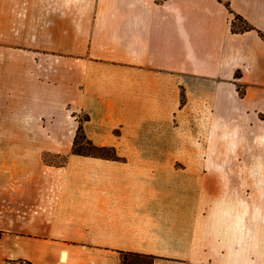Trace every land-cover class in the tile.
<instances>
[{
	"label": "crops",
	"instance_id": "0c3cea01",
	"mask_svg": "<svg viewBox=\"0 0 264 264\" xmlns=\"http://www.w3.org/2000/svg\"><path fill=\"white\" fill-rule=\"evenodd\" d=\"M13 1L0 264H264V0Z\"/></svg>",
	"mask_w": 264,
	"mask_h": 264
},
{
	"label": "rangeland",
	"instance_id": "374dc122",
	"mask_svg": "<svg viewBox=\"0 0 264 264\" xmlns=\"http://www.w3.org/2000/svg\"><path fill=\"white\" fill-rule=\"evenodd\" d=\"M14 7L13 0H0V66L3 68V66L7 63L4 69L0 68V93L7 96L14 91V83L11 81V78L13 79V75L15 73V57L23 56V61H29L28 53L24 49L25 47L23 48V46H26V43L20 42L22 35L18 34L14 26L13 13H11V9L14 10ZM236 25L242 26L243 23L239 20H236ZM3 59L6 60V63L3 61ZM10 61L11 64H9ZM5 98L7 97L4 96L3 98H0V108L3 107L11 110V106L9 105L13 104L11 103L13 101V97L7 99ZM82 118L83 115L80 114H78L76 117L77 120ZM14 127V123L7 122L2 124L0 128L14 130ZM73 149L79 152H98L96 148L92 146L90 140H88L82 133L81 129H77L75 132ZM60 159L61 158H52L50 160L58 162ZM127 264H149V260L148 258L137 259V257H132L131 260H128Z\"/></svg>",
	"mask_w": 264,
	"mask_h": 264
},
{
	"label": "trees",
	"instance_id": "16d2710c",
	"mask_svg": "<svg viewBox=\"0 0 264 264\" xmlns=\"http://www.w3.org/2000/svg\"><path fill=\"white\" fill-rule=\"evenodd\" d=\"M236 20H241V21H243V18L239 15V14H234L233 15V17H232V29L235 27V25H236ZM240 28H242V29H249L250 28V26L249 25H247V24H245L244 26H241ZM264 116V115H263ZM79 129H81V127L79 126L78 127V130ZM74 141H75V138H74ZM91 143V142H90ZM92 144V143H91ZM92 146L94 147V148H96V150L98 151L97 153H95V154H97V155H101V156H106V157H115V154H114V152L112 151V149L111 148H108V147H98V146H95L94 144H92ZM72 151L74 152V153H80L79 151H76L75 149H72Z\"/></svg>",
	"mask_w": 264,
	"mask_h": 264
}]
</instances>
